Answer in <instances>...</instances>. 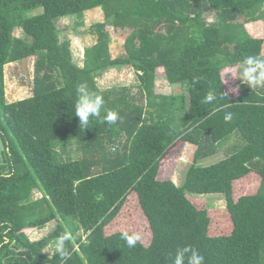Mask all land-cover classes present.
Returning a JSON list of instances; mask_svg holds the SVG:
<instances>
[{
	"label": "trees",
	"instance_id": "trees-1",
	"mask_svg": "<svg viewBox=\"0 0 264 264\" xmlns=\"http://www.w3.org/2000/svg\"><path fill=\"white\" fill-rule=\"evenodd\" d=\"M98 7L127 35V54L113 58L101 31L80 65L57 22ZM263 46L264 0H0V264H172L185 245L205 264H264V90L245 85L232 96L221 83L223 70L261 57ZM32 56L49 73L31 96L9 101L5 66ZM114 67L134 68L146 104L129 87L100 90L96 77ZM160 79L183 89L158 93ZM80 84L118 112L115 124L79 127ZM210 90L217 99L205 104ZM233 134L241 143L230 155L202 163ZM186 143L197 149L177 185L171 174ZM72 144L80 158L66 156ZM239 182L248 187L236 192ZM210 194H223L225 209ZM132 197L140 221L127 213ZM133 219L146 224L149 244L121 239L142 229L117 223ZM64 231L74 239L62 262L46 248Z\"/></svg>",
	"mask_w": 264,
	"mask_h": 264
},
{
	"label": "rangeland",
	"instance_id": "rangeland-1",
	"mask_svg": "<svg viewBox=\"0 0 264 264\" xmlns=\"http://www.w3.org/2000/svg\"><path fill=\"white\" fill-rule=\"evenodd\" d=\"M40 11V10H38ZM37 11V12H38ZM210 18H213L214 15L212 13L208 14ZM246 18L243 16H239L235 19V21L243 22ZM110 20H107L104 11L101 7L94 8L92 10L85 11L84 16L80 19L76 16L72 17H64L57 22V28L59 31V35L61 41H69L71 45V50L73 52L74 60L77 61L80 65H83L84 52L85 49L91 47L100 39L101 31L104 33L109 32L110 39V53L113 58L118 56H125L127 54L125 42H126V34H121L117 31H114L112 26H108ZM100 24H104V27H100ZM232 51H234L232 49ZM260 58H264V46L262 50V56ZM38 57L32 56L27 58L19 63H11L5 66V94L9 101L19 100L25 97H29L34 93V87L36 84L37 77H43L45 72L48 71L45 69H41L38 72L37 68ZM237 66H231L225 70H223L222 75H224L225 71H231V73L225 74V85L227 86L228 91L232 96H237L241 93L245 84H242L239 79H236ZM159 71H162L160 69ZM49 73V72H48ZM232 74V75H231ZM54 76L56 74L54 73ZM160 83L156 85V91L158 93L168 92L172 90L175 94H179L183 89L181 85H170L166 80L160 79ZM97 86L100 90H120L122 87H129L128 92L131 94L132 99L139 104H146L145 102V92L139 89L138 84L140 83L139 77L135 72L134 68L130 67H114L111 69H107L103 72V74L98 75L96 77ZM235 89V91H233ZM264 90V88H260ZM241 143V140L238 135L233 134L230 138L223 141L219 146L216 153L212 154L209 158L204 160L202 163L211 164L217 162L228 155H230L233 149ZM3 144L0 139V160L2 158ZM69 149V154L73 158H80L83 155V151L75 144L72 146L66 147V150ZM197 147L193 144L186 143L181 147V154L178 164L174 167L171 179L177 184L181 185L185 179L186 172L188 168L194 161V155ZM168 170V169H167ZM236 192H239L240 188L248 187V184L245 182H239ZM41 197V193L35 190V198ZM208 202L214 207L218 209H225L226 200L223 194H210L207 195ZM129 213L136 220H141L140 211L136 207L137 203L134 197L129 200ZM118 224H129L133 223L134 226L142 228L140 230L142 242L146 245L149 244V236L146 230V224L142 222L141 224L135 223L134 219L132 221L127 222H117ZM55 226V222H50L44 229L34 232L31 236L32 239H40L44 235H47L52 231ZM123 228V227H122ZM124 229V228H123ZM110 232V229L108 228ZM143 232V233H142ZM53 242L49 247L46 248V252L48 254H52L54 252Z\"/></svg>",
	"mask_w": 264,
	"mask_h": 264
},
{
	"label": "clouds",
	"instance_id": "clouds-1",
	"mask_svg": "<svg viewBox=\"0 0 264 264\" xmlns=\"http://www.w3.org/2000/svg\"><path fill=\"white\" fill-rule=\"evenodd\" d=\"M221 83H226L224 77ZM232 75V74H231ZM236 79H239L242 84L247 85L251 89L264 88V58L259 56H247L243 59L237 69ZM77 97L75 102V115L79 119V127L88 128L90 118H94L100 123L109 125L115 124L119 114L115 110H108L104 108V99L101 95L90 93L87 84H80L77 87ZM235 91V89L233 90ZM222 93V92H221ZM222 97H226V93H222ZM217 99L215 90H210L204 97L203 103L211 104ZM103 113V114H102ZM233 119V113L226 112L224 120L230 122ZM141 234L139 232L124 231L121 233V239L126 242L129 248H134L141 241ZM74 237L70 231H64L55 239L53 255H58V258L63 262L66 261L72 252L66 246L73 241ZM172 264H205V258L198 249L191 245H185L178 248L173 257Z\"/></svg>",
	"mask_w": 264,
	"mask_h": 264
}]
</instances>
